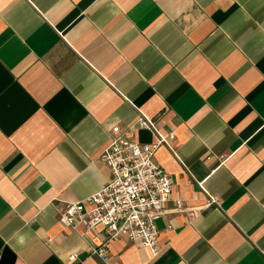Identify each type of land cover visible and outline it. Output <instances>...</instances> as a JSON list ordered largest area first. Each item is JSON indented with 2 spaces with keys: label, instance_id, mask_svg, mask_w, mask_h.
Listing matches in <instances>:
<instances>
[{
  "label": "crops",
  "instance_id": "1",
  "mask_svg": "<svg viewBox=\"0 0 264 264\" xmlns=\"http://www.w3.org/2000/svg\"><path fill=\"white\" fill-rule=\"evenodd\" d=\"M113 127L173 135L155 256L57 222ZM0 264H264V0H0Z\"/></svg>",
  "mask_w": 264,
  "mask_h": 264
},
{
  "label": "built area",
  "instance_id": "2",
  "mask_svg": "<svg viewBox=\"0 0 264 264\" xmlns=\"http://www.w3.org/2000/svg\"><path fill=\"white\" fill-rule=\"evenodd\" d=\"M134 127L155 132V122L140 111ZM172 137L157 135L153 143L138 144L125 138L118 127L111 129L108 144L100 155L110 170V182L84 200L66 203L57 211L59 225L71 230L82 226L84 235L102 227L105 240L88 249L90 257L105 261L109 243L122 239L147 248L153 256L159 253L156 221L164 215L172 182L152 158ZM210 202L216 203L214 199ZM175 206L181 210L182 202L175 201ZM76 260L75 254L69 257L71 262Z\"/></svg>",
  "mask_w": 264,
  "mask_h": 264
}]
</instances>
